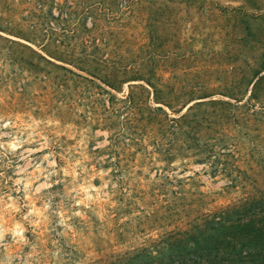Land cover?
<instances>
[{"label":"rangeland","instance_id":"obj_1","mask_svg":"<svg viewBox=\"0 0 264 264\" xmlns=\"http://www.w3.org/2000/svg\"><path fill=\"white\" fill-rule=\"evenodd\" d=\"M261 192L264 0H0V264H149L168 208Z\"/></svg>","mask_w":264,"mask_h":264},{"label":"trees","instance_id":"obj_2","mask_svg":"<svg viewBox=\"0 0 264 264\" xmlns=\"http://www.w3.org/2000/svg\"><path fill=\"white\" fill-rule=\"evenodd\" d=\"M252 65L254 63H249L248 66ZM257 73L258 71H255L248 81L244 79L238 81L233 96H238L242 88L243 92L247 93ZM259 80L260 78L254 82L250 93L253 94ZM132 103L128 96V102L125 104L127 108L132 107ZM169 108L174 110L173 107ZM179 148L177 141H171L166 143L162 153L161 149L157 150L166 159H170L168 157L174 156ZM260 197L262 205L258 207L250 205L249 215H246L248 213L246 209L249 207L241 205L230 206L219 212L209 211L195 217H189L184 206L168 208V217L173 218L175 215L176 219H173L172 225L169 224L172 226L171 229L164 231L162 236L153 239L145 247L149 253V264H233L234 253H237L235 264H243L251 259L250 256L253 258L254 255H249L246 251L242 252L241 240L254 238L264 231V192H261ZM241 212L244 217L233 218L234 214L240 215ZM261 262L264 264V256ZM134 264H138L137 261Z\"/></svg>","mask_w":264,"mask_h":264}]
</instances>
